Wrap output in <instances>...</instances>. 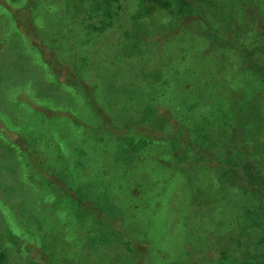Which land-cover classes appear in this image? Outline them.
Segmentation results:
<instances>
[{
	"label": "rangeland",
	"instance_id": "374dc122",
	"mask_svg": "<svg viewBox=\"0 0 264 264\" xmlns=\"http://www.w3.org/2000/svg\"><path fill=\"white\" fill-rule=\"evenodd\" d=\"M15 1L17 6L13 5ZM1 2L5 7H0V231L10 228L18 236L17 246L10 245L15 249H9L8 264H31L33 249L37 264H127L129 261L150 264L151 260H163L165 252L169 256L179 253L177 264H190L186 251L194 242L193 227L199 221L198 215L203 213L200 211L203 209L208 215L216 200L212 204L207 202L206 206L202 205V200L206 201L208 197L200 196L202 200H195L197 194L191 195L186 182L177 181L174 167L163 173L147 167L140 173L144 177L137 181L130 171L122 174L124 154L117 137L123 131L129 133L128 125L136 115L133 105L138 103L140 116L145 119L138 130L145 125H155L148 110L154 94L147 93L144 79L131 81L128 75L132 71L124 72L127 64L120 62L121 39L130 38V35L125 30L103 34L94 32L93 28V32L86 35L83 28L86 22L78 17L61 25L60 22L64 23L70 17L64 0ZM129 5L121 22L126 26L137 23L143 28L145 18L138 17L136 21L133 15L137 12L134 0ZM198 16L195 12L191 18L181 17V21L190 18L197 24ZM87 20L88 23L95 22L93 18ZM155 25L150 24V29ZM38 40L51 47L50 55L36 48L34 41ZM183 43L181 41L179 45ZM184 46L177 50L174 35L167 36L164 43L154 42L153 59L158 61L155 64L162 60L166 69L174 68L183 58ZM72 47L80 50L82 55L73 56ZM84 52L90 65L82 62ZM56 57L74 61L81 77L73 66L65 64L70 66L69 70L66 72L64 66L58 80L57 71L52 68ZM210 77L202 66L183 93H194V89H199L205 103L203 106L209 101L212 104L214 97L210 89L214 84ZM85 81L94 91L92 87L86 90ZM123 96H135L136 104L125 107L122 113L109 111ZM214 107L219 111L217 104ZM55 108L61 109V114L52 113ZM73 111L81 114V120L76 124L71 114ZM20 135L24 147L27 145L21 156L16 151ZM156 154L158 152L154 158L160 156ZM87 155L89 165L84 161ZM151 163L157 166L158 159ZM196 166L187 165L181 169L200 186L206 179L201 169L203 166ZM263 169L260 179L264 180ZM58 173L64 174L71 184L80 181L84 184L83 189L65 186L62 195L70 193L72 199L69 202L61 203L56 197L48 201V196L51 194L52 197L56 191L50 181L55 180ZM228 181L230 185V179ZM226 192L224 197H219L225 199L223 209L213 206L214 210H211L216 224V230L212 232L217 234L218 240L213 239L207 227L208 220L202 223L204 228L207 227L202 249L213 247L209 250L211 256H214V250H220L227 235H233L227 233L229 227L223 228L225 221L232 215L240 214L243 220L254 213L252 205L239 206L245 200L242 195ZM158 223L168 236L177 231L170 241L160 243L163 232L154 229ZM230 227L235 230L237 220ZM245 227L248 235L260 230V226L255 227L251 220ZM186 232L191 233L181 239V243H173L177 241L175 236ZM239 232L242 233L240 228ZM125 234L133 238L139 255L128 252L129 258H122V253L127 252L122 243ZM253 236L256 238L255 234ZM242 241L240 247L235 242L234 251L250 248V245L255 250L251 236H243ZM262 255L248 254L244 264H264ZM196 264L219 262L200 257Z\"/></svg>",
	"mask_w": 264,
	"mask_h": 264
},
{
	"label": "trees",
	"instance_id": "16d2710c",
	"mask_svg": "<svg viewBox=\"0 0 264 264\" xmlns=\"http://www.w3.org/2000/svg\"><path fill=\"white\" fill-rule=\"evenodd\" d=\"M5 1L10 2V0ZM131 1L64 0V7L70 12V17L66 22H60L63 25L69 23L70 19L78 17L84 19L82 22H86L83 27L86 35L93 30L103 34L125 30L130 35V38L121 39L120 62L127 64L124 72L132 71L128 75L131 81L144 79L143 81L147 82V93L154 94L148 110L155 125H145L142 130H138L141 129L145 119L140 116L141 110L138 103L133 105L136 115L128 125L129 133L123 131L117 137L124 154L122 174L130 171L134 180L137 181L144 177L140 173L147 167L162 173L174 167L177 181L186 182V189L191 191V195L197 194L195 200H202L200 196H206L209 199L202 200V205L206 206L207 202L212 204L216 200L213 206L221 209L225 199L219 197H224L226 191L242 195L245 200L239 206L252 205L254 207L251 209L254 213L245 215L246 218L243 220L240 214L232 215L225 221V225L228 224V226L223 225V228L229 227L227 233L232 232L233 235H227L220 250H214V256H211L209 250L214 249L213 247L202 249L203 238L207 236V227L211 230L213 239H217V234L212 232L216 230L213 212H211L214 210L212 206L208 215L207 211L205 214L203 209L200 211L203 213L198 215L199 221H196L198 223H195L193 227L194 242L188 243L189 249L186 252L191 259L190 264H196L200 257H207L209 260L217 259L219 264H244L248 254L259 253H263L262 261H264V180L260 179L261 170L264 168V0H134V9L137 12L133 15L136 21L138 17L145 18L146 23L143 28L137 23L126 26V23L121 22L124 18L123 12L127 6H130ZM13 5L17 6V2ZM0 7H5L1 0ZM8 12L14 15L11 11ZM195 12L199 15L197 24L190 19ZM183 16L190 18L182 22ZM91 18L95 20L94 23H88L87 19L91 20ZM150 24L156 25L150 29ZM134 33L136 34L133 36ZM169 35L175 36L177 50L185 45L182 49L183 58L178 60L172 69H166L162 60L156 65L158 61L153 59L154 42L164 43ZM181 41H184L182 46L179 45ZM34 42L38 50L50 55L49 45L43 42L41 44L39 40ZM72 53L73 56L79 53L82 55L80 50H75L73 47ZM83 54L82 62L90 65L91 62L85 57L87 53ZM56 58L53 60L52 68L57 71L58 80L65 64L73 66V70L78 72L77 64L71 59ZM202 66L205 73L211 76L210 82L214 84L210 89L214 99L212 104L209 101L206 106H203L205 103L201 100L202 92L199 89H194V93L187 91L183 93ZM69 67H66V72ZM78 74L81 77L79 72ZM85 83L87 84L86 81ZM13 87L9 86V88ZM91 87V84H87L86 90ZM92 89L94 91L93 87ZM136 102L135 96H123L121 101L113 105L109 111L122 113L125 107L129 108ZM216 104L219 111L224 114L214 107ZM51 111L61 114L59 108ZM71 114L74 120L71 116L70 118L75 124L81 120V114L77 111ZM102 139L105 138L102 137ZM8 140L12 142L9 138ZM18 140L20 145H16L17 139L13 145H16V151L21 156L27 145L24 147L21 135ZM143 152L147 153L143 154ZM157 152L156 156H160L154 158L153 155ZM88 156L84 160L87 164ZM156 159L158 163L154 166L151 162ZM187 165L193 168H196V165L204 167L201 168L206 179L203 184L197 186L188 174L182 172L181 167L185 168ZM58 175L54 178L55 180L50 181L54 183L52 187L56 191L53 192L52 197L51 194L48 196V201L56 197L61 203L69 202L72 195L70 193L62 195L65 186L68 184L83 189L84 184L81 181L79 184H71L64 174L58 173ZM113 176L118 180L116 175ZM228 179H230V185ZM245 210L242 209V211ZM207 220L208 225L204 228L202 223ZM236 220L238 227L233 230L230 225ZM249 220L255 227L260 226V230L251 231L250 235L244 230ZM239 228L242 233L239 232ZM154 229L163 232L159 239L160 243L170 241L177 233L174 231L171 236H168L159 223L154 225ZM189 233L191 232L178 234L175 236L177 241L173 243H181V239L184 240ZM243 236H251L255 250L250 245V248H237L234 251L235 242L240 247ZM17 237V233L14 230L10 231V228L8 231H0V264H8L9 249H15L10 245L17 246ZM246 242L249 243V241ZM122 243L127 249V252L122 253L123 259L129 258L128 252L139 255L131 236H124ZM172 247L175 245L173 244ZM33 251L34 249L30 252L31 264H37L34 262ZM253 251L256 252L253 253ZM179 255L178 253L169 256L165 252L163 260L159 259L157 262L151 260L150 264L154 262L177 264ZM127 264L132 263L129 261Z\"/></svg>",
	"mask_w": 264,
	"mask_h": 264
}]
</instances>
